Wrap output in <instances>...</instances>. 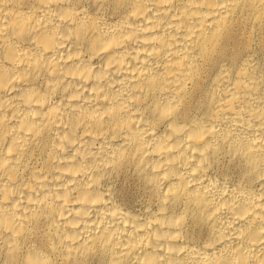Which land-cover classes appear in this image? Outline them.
I'll list each match as a JSON object with an SVG mask.
<instances>
[{
  "label": "bare ground",
  "instance_id": "1",
  "mask_svg": "<svg viewBox=\"0 0 264 264\" xmlns=\"http://www.w3.org/2000/svg\"><path fill=\"white\" fill-rule=\"evenodd\" d=\"M0 264H264V0H0Z\"/></svg>",
  "mask_w": 264,
  "mask_h": 264
}]
</instances>
